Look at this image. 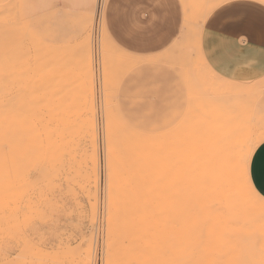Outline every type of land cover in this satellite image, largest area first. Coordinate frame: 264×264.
Instances as JSON below:
<instances>
[{"label":"rangeland","instance_id":"1","mask_svg":"<svg viewBox=\"0 0 264 264\" xmlns=\"http://www.w3.org/2000/svg\"><path fill=\"white\" fill-rule=\"evenodd\" d=\"M159 1L140 0L141 22L146 23L141 25L142 45L146 43L148 49H136L124 47V36L121 32L119 39L117 33V19L128 0H0V264L171 261L173 250L154 251L143 258L136 251L112 248L105 239L106 141L153 140L149 147L128 150L126 166L116 161L121 153L112 152L108 187L111 193L131 189L143 182H138V171L140 177L146 172V180L151 169L154 181L147 179L144 185L149 180L147 185L153 187L141 189L142 183L136 186V195L154 188L159 201L168 188L170 192L164 193L171 195L172 205L168 216L163 214L166 207L161 214L181 224L189 202L188 196L184 198L187 174L195 173L197 187L206 198L215 190L211 155L206 151L209 144L196 143L224 137L221 134L229 129V121L221 123L218 118L232 119L233 144L241 142L235 150V173L245 139L263 140L251 135L249 117L257 120L264 136V90L260 87L264 80L234 81L242 87L252 83L258 87L239 92L238 99L232 92L221 96L225 78L202 65L199 47L191 40L192 30L208 17L185 13L207 11L215 0H176L169 6L163 0L157 5ZM237 1L226 0L215 9ZM151 10L164 15L151 17ZM102 24L107 38L122 52L152 55L147 57L152 64L139 70L106 66L107 56L112 55L105 57L110 48ZM146 166L150 168L145 170ZM125 178L132 184H118ZM133 178L138 183L133 184ZM221 192L214 193L223 196Z\"/></svg>","mask_w":264,"mask_h":264},{"label":"bare ground","instance_id":"2","mask_svg":"<svg viewBox=\"0 0 264 264\" xmlns=\"http://www.w3.org/2000/svg\"><path fill=\"white\" fill-rule=\"evenodd\" d=\"M102 30L104 37L107 40V45L109 44L108 45L109 48L112 49V51L109 52L108 50L110 49L106 48L107 49L105 50L106 54L102 52V55L105 54V57L108 54L112 55V56H107L108 57L106 58L107 60L104 59L106 66H112L115 69L118 67H127L131 69L138 62V60L128 55L127 53L122 52L109 38H107V34L103 24H102ZM199 39L197 35L198 43L200 42ZM113 52H114V56H113ZM201 60L203 62L204 59L201 58ZM204 65H206L205 67H207L208 64L205 63ZM208 67L210 66L208 65ZM231 85L234 86L233 82L232 84L227 85L229 86V88H224L223 90L225 89L231 90V88H233ZM216 88L217 87H215V90ZM219 89L220 88H217V91L215 90L214 91L219 93L218 91ZM226 90L224 94L220 92L221 96H226V94L230 95V92H232V96L233 94L236 93L233 97L237 96L238 99V96L242 94L239 93L241 91H239L238 89L236 90V87L235 89L233 88V90L231 91L229 90L226 91ZM245 90L242 91L246 92ZM210 101L212 102L213 100L211 99ZM247 109L249 108L247 107ZM231 110L232 109H230V111ZM224 118L227 119L223 120ZM228 118L230 117L221 116L218 119H222L221 123L226 122L227 120L229 121L227 128H229L231 131L229 129L226 130L227 128H225L226 131L224 130L226 134H228L227 136L230 135V138L228 137L229 139L228 138L226 139L225 132H223V134L221 135L222 136L224 135L225 138L219 136L218 139L217 138L207 139V140L201 139V141L200 139L199 140L196 139L197 141H199V143H196L197 141L193 142L194 140L190 142L193 145L195 143L199 144L200 147H202L201 144L202 145H206L207 143L209 144L210 150H206V151L210 152L209 154V156L211 155L210 161L208 158H207L208 160L206 161L205 159V161L210 162L208 163L210 164L209 167L211 168L210 170V173L212 175L211 180H213L212 184L215 185L213 186V188L215 187L214 188L215 190L214 191L212 190L213 193L210 195L209 198H206L204 195H202V193L199 191L197 187L198 182L195 173H192L194 175H191V173L189 172L190 169L188 168L189 170L187 171L188 173H190L189 174L190 177L188 178L189 175L187 174L186 177L187 179L186 178L184 179L187 180V187L189 188L187 193L184 194V198L188 196L189 202H187V204L184 205L185 207L184 211L186 213L185 214L186 217L181 224H178L176 222L173 223L169 222V218L164 216V215L168 216L170 206L172 205L171 202L173 201L171 199L172 197L169 199L171 195L164 193V191L167 193L170 192V191H166L169 190L168 188L166 190L162 188V190L164 189V191H162L163 193L159 192L160 195H162L159 197L160 198L159 201L161 200V198H162L161 202L163 201V199L165 200L162 203L156 201L158 199V197L156 196L158 191H156L157 193L155 192L156 193L155 194L153 192L154 188H152L153 190L151 188L150 189L144 188L143 190L144 194L147 192L146 190H148L147 192L149 193L148 195H146L147 193L143 195V193H139V192L136 195L137 193L136 186H139L143 183V185L140 186L142 187L141 189H143V186L145 187L147 183H149L150 181H154L152 180V174L149 172L151 171V169L148 171L149 174L148 172L146 174L147 179H149L150 181L148 180L145 185L144 182L147 179L145 180V178L143 177L146 172H144L142 177H140L142 174L140 173V171H138L140 175H138L137 173V175L139 176L138 179L139 178L141 179L140 181L138 180V182L141 181L143 182L137 184L136 186L134 185V187L131 185L132 182L128 183L126 178L125 180L119 179V181H117L118 184L119 182L123 184L127 183L126 185L130 184L131 186L129 187H131V189L136 187V190L133 189L134 191L131 189L124 188L122 190H118L111 193L108 187L110 186L112 181L111 178L112 170H113L112 165L114 163V160L112 159V154H113L112 152L117 149L116 150L118 151L117 154L121 153V157L116 161L118 162V164H123L124 166H126L125 164L127 163L125 162L129 160V152H127L128 150L134 151V148L136 146L149 147L153 143V140L152 139H121L114 142H111L110 140L106 141L105 143L106 157H105V166H104L105 185H106V189H105L106 202L104 208V217H105L104 237L105 239L110 241L112 248L117 246L125 251H134V252L136 251L143 258H145L146 255L154 251L165 252L167 250H173L175 257L171 261H167L163 264H264V199L260 197L258 193L253 189L249 180V170H248L252 152L254 151L255 147L258 145L260 141L256 139H245L244 142V140H242L244 142V145L242 143V146L244 147V155L243 157H241V160L238 165L237 173H235L236 172L234 170V168H236L234 165V161L236 159L235 150L237 146L238 147L240 146L241 142H239L240 140L239 139L238 142H236V144L238 143L239 145H236L235 147L234 141H236V139H234L235 137L233 134L234 131L232 129V126L230 125V120L232 119L231 118L228 119ZM209 124L210 126H212L210 128H214L213 122ZM209 124H207V126L205 127L207 128ZM215 125H216L215 128H222L219 124H215ZM230 133H232V135ZM212 135L213 137L217 136L214 133ZM235 135L238 138V135L237 134ZM231 140L234 141L232 142ZM203 147L206 148L207 146H203ZM124 152L125 153L127 152L125 157L123 155ZM132 153L134 155V152H131V155ZM122 157L124 159H122ZM193 158L194 157H192L189 160L192 164H193L192 162ZM143 161L145 162V160ZM145 163L147 165V162ZM191 163L190 165L192 167ZM186 165L187 167L188 166L190 167V165L188 164ZM120 166L121 165H119V167ZM141 166L143 167V165ZM148 167L149 166L144 167L145 170H148L150 168ZM117 168L118 167H116V169ZM121 168L122 167H120V169ZM117 171L119 170L117 169ZM115 173L117 175L116 171L114 172V174ZM125 173L126 172L123 173L124 176ZM131 175L136 176L135 174H131ZM149 176H151V178ZM135 180L136 179H134L133 184L138 183L137 180L136 181ZM186 180L184 182H186ZM114 182L116 183V181ZM151 184L152 183L148 184L147 186ZM151 186L153 187V185ZM159 188L161 189V185ZM141 189H139V191ZM222 190L224 192V193L221 192L223 193L222 194L223 196H220V194L216 195L217 191L220 193V191ZM143 191L141 190V192ZM151 192H153L154 194L153 193L151 194ZM140 194L144 198L139 196ZM113 199H118L119 201L113 202ZM161 207L164 208L162 209ZM164 211L165 213H163ZM161 212L164 215L161 214ZM163 218L164 219L166 218V222H164ZM145 264L147 263L145 262Z\"/></svg>","mask_w":264,"mask_h":264},{"label":"crops","instance_id":"3","mask_svg":"<svg viewBox=\"0 0 264 264\" xmlns=\"http://www.w3.org/2000/svg\"><path fill=\"white\" fill-rule=\"evenodd\" d=\"M160 1L156 4H163ZM163 1H165V6H169L175 5L174 2L176 0ZM225 1H213L210 7L208 6L210 9L207 11H195L193 13L187 11L185 13V16L203 15L208 17L202 20L198 29L192 30L191 40L195 39L194 41L199 47L200 60L201 58L204 59L203 62L201 60L202 65L206 66L204 64L207 63L210 66L208 67L207 65V68H210L209 70L215 71L218 76L225 78L222 81L226 88H229L227 85L233 82L234 86H231L234 89L236 87V90L244 92L242 90L247 87L245 91L248 92L249 89L254 90L257 88L258 84L252 83L251 85L249 84L250 86L245 85L246 87H242L239 82L234 81L264 80V0H238L215 9ZM152 5L154 3L150 6ZM123 9L125 12L117 19L119 39H121V32L124 36L122 45L129 48L145 47L148 49L146 43L142 45V26L146 25V23L141 22L143 19L140 11V0H128L127 5L124 4ZM213 9L215 10L209 15ZM156 14L159 16L164 15L162 12L156 13V11H152L148 15L152 17ZM184 21L185 18L183 27ZM197 35L198 39L200 37L199 43ZM130 56L138 60L131 69L139 70L152 64V59L147 58L152 55ZM260 87L264 90V82H262ZM261 121L264 122V119H261ZM249 125L251 135L263 139L252 152L248 170L249 180L253 189L264 199V136L258 131L257 120L249 117Z\"/></svg>","mask_w":264,"mask_h":264}]
</instances>
